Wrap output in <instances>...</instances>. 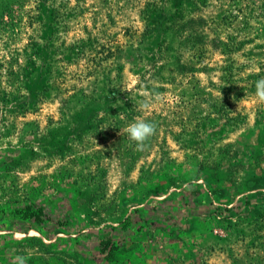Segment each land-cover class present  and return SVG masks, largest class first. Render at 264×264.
<instances>
[{
  "label": "rangeland",
  "instance_id": "rangeland-1",
  "mask_svg": "<svg viewBox=\"0 0 264 264\" xmlns=\"http://www.w3.org/2000/svg\"><path fill=\"white\" fill-rule=\"evenodd\" d=\"M260 78L264 0H0V264H264Z\"/></svg>",
  "mask_w": 264,
  "mask_h": 264
},
{
  "label": "clouds",
  "instance_id": "clouds-1",
  "mask_svg": "<svg viewBox=\"0 0 264 264\" xmlns=\"http://www.w3.org/2000/svg\"><path fill=\"white\" fill-rule=\"evenodd\" d=\"M254 102L256 104H264V78H260L255 82ZM141 110L149 108L148 101H142L139 105ZM157 130V125L153 121L142 118H137L129 123L125 129L128 138L135 143L137 150H142L148 141ZM12 264H27V257L17 256L12 261Z\"/></svg>",
  "mask_w": 264,
  "mask_h": 264
},
{
  "label": "trees",
  "instance_id": "trees-1",
  "mask_svg": "<svg viewBox=\"0 0 264 264\" xmlns=\"http://www.w3.org/2000/svg\"><path fill=\"white\" fill-rule=\"evenodd\" d=\"M13 215H16L24 220H32L35 223L41 224L47 215L44 214V209L41 206H33L32 204H26L22 208L14 209ZM100 252L105 254L107 258H113L114 254L118 251L116 244L111 242L110 239H102L99 242Z\"/></svg>",
  "mask_w": 264,
  "mask_h": 264
}]
</instances>
